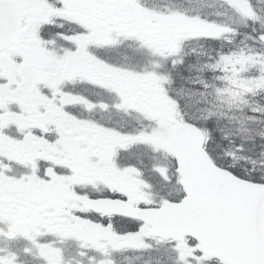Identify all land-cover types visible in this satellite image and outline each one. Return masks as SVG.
Listing matches in <instances>:
<instances>
[{
  "label": "snow or ice",
  "instance_id": "obj_1",
  "mask_svg": "<svg viewBox=\"0 0 264 264\" xmlns=\"http://www.w3.org/2000/svg\"><path fill=\"white\" fill-rule=\"evenodd\" d=\"M0 264H264V0H0Z\"/></svg>",
  "mask_w": 264,
  "mask_h": 264
}]
</instances>
